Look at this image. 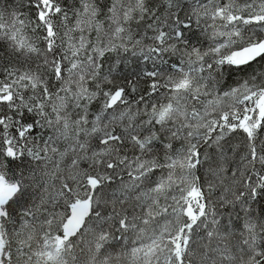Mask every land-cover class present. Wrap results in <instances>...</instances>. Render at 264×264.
Listing matches in <instances>:
<instances>
[{"label": "snow or ice", "instance_id": "1", "mask_svg": "<svg viewBox=\"0 0 264 264\" xmlns=\"http://www.w3.org/2000/svg\"><path fill=\"white\" fill-rule=\"evenodd\" d=\"M0 264H264V0H0Z\"/></svg>", "mask_w": 264, "mask_h": 264}]
</instances>
